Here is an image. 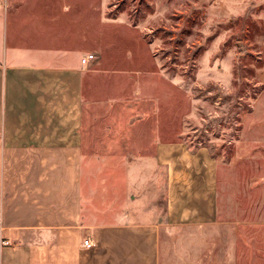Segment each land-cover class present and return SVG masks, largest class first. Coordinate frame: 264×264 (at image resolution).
I'll list each match as a JSON object with an SVG mask.
<instances>
[{"label":"crops","instance_id":"crops-1","mask_svg":"<svg viewBox=\"0 0 264 264\" xmlns=\"http://www.w3.org/2000/svg\"><path fill=\"white\" fill-rule=\"evenodd\" d=\"M72 1L0 4V264H161L170 227L216 221V161L158 128H91L115 76Z\"/></svg>","mask_w":264,"mask_h":264},{"label":"rangeland","instance_id":"rangeland-1","mask_svg":"<svg viewBox=\"0 0 264 264\" xmlns=\"http://www.w3.org/2000/svg\"><path fill=\"white\" fill-rule=\"evenodd\" d=\"M71 3L115 76L91 128L119 129L128 145V130L140 145L158 128L216 161V221L170 227L161 264H264V0Z\"/></svg>","mask_w":264,"mask_h":264},{"label":"built area","instance_id":"built-area-1","mask_svg":"<svg viewBox=\"0 0 264 264\" xmlns=\"http://www.w3.org/2000/svg\"><path fill=\"white\" fill-rule=\"evenodd\" d=\"M94 58H95V56H94L92 53L87 54L86 56H84V57L81 59V63H82L83 65H86V64H88L90 61H92ZM83 246L86 247V248H90V247L92 246V243L89 242L88 240H85V241L83 242Z\"/></svg>","mask_w":264,"mask_h":264}]
</instances>
